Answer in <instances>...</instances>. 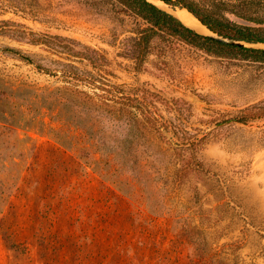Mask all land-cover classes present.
Listing matches in <instances>:
<instances>
[{
    "label": "rangeland",
    "instance_id": "rangeland-1",
    "mask_svg": "<svg viewBox=\"0 0 264 264\" xmlns=\"http://www.w3.org/2000/svg\"><path fill=\"white\" fill-rule=\"evenodd\" d=\"M146 26L0 0V264H264V62L158 36L139 66Z\"/></svg>",
    "mask_w": 264,
    "mask_h": 264
},
{
    "label": "trees",
    "instance_id": "trees-1",
    "mask_svg": "<svg viewBox=\"0 0 264 264\" xmlns=\"http://www.w3.org/2000/svg\"><path fill=\"white\" fill-rule=\"evenodd\" d=\"M131 15L141 18L147 26L138 31L133 38V50L127 56L142 66L148 56L152 41L158 36L173 38L195 45H215L226 49L233 55H242L246 59L264 62V48L235 46L212 40L184 24L172 13L159 8L148 0H114ZM172 8L188 9L209 29L228 36L239 38L250 44H264V22L247 19L248 23H239L221 19L203 8L195 0H161Z\"/></svg>",
    "mask_w": 264,
    "mask_h": 264
},
{
    "label": "water",
    "instance_id": "water-1",
    "mask_svg": "<svg viewBox=\"0 0 264 264\" xmlns=\"http://www.w3.org/2000/svg\"><path fill=\"white\" fill-rule=\"evenodd\" d=\"M152 3H154L156 6H158L159 8H162L164 10H167L168 12L172 13L176 18H178L179 20H181V18L179 17L178 15V10L180 9H176V8H172L170 6H168L167 4H165L163 1L161 0H158L159 2L157 1H154V0H148ZM188 10V9H187ZM189 11V10H188ZM190 12V11H189ZM194 17H196L192 12H190ZM197 18V17H196ZM198 19V18H197ZM199 20V19H198ZM182 21V20H181ZM200 21V20H199ZM183 22V21H182ZM201 22V21H200ZM184 23V22H183ZM202 23V22H201ZM186 24V23H184ZM203 24V23H202ZM187 25V24H186ZM204 25V24H203ZM189 26V25H187ZM205 26V25H204ZM191 27V26H189ZM207 28V32L205 33H201V32H198L212 40H216L218 42H222V43H226V44H229V45H235V46H248V47H256V46H264V44L260 43V44H250V43H247L239 38H235V37H232V36H228V35H225V34H222V33H219V32H215L211 29H209L207 26H205ZM193 28V27H191ZM194 29V28H193ZM195 30V29H194Z\"/></svg>",
    "mask_w": 264,
    "mask_h": 264
},
{
    "label": "bare ground",
    "instance_id": "bare-ground-1",
    "mask_svg": "<svg viewBox=\"0 0 264 264\" xmlns=\"http://www.w3.org/2000/svg\"><path fill=\"white\" fill-rule=\"evenodd\" d=\"M159 2L158 0H154ZM178 15L181 20L187 25L193 27L196 31L205 33L207 32V28L196 18L194 17L187 9H179Z\"/></svg>",
    "mask_w": 264,
    "mask_h": 264
}]
</instances>
